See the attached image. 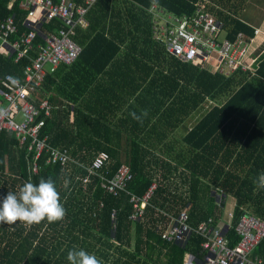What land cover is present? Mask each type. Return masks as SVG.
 <instances>
[{
    "label": "trees",
    "instance_id": "1",
    "mask_svg": "<svg viewBox=\"0 0 264 264\" xmlns=\"http://www.w3.org/2000/svg\"><path fill=\"white\" fill-rule=\"evenodd\" d=\"M19 1L0 0V21L14 16L21 35L27 31L22 25L26 11L18 7ZM196 2L96 0L88 9V26L77 29L74 38L82 48L77 60L59 65L43 82L41 95L56 92L60 97L50 96L53 109L42 133L51 146L63 147L85 166L106 152L108 161L98 174L111 177L126 164L132 180L126 192L114 196L101 188L98 177L90 176L84 185L81 179L87 173L78 165L46 164V154L33 172L32 153L12 132L0 131V201L25 182L51 178L66 209L64 219L53 223L44 220L29 227L20 221L0 222V264H69L67 252L73 248L94 253L103 264H182L186 252L200 257L203 238L194 231L183 245L163 241L171 219L150 201L140 219L130 220L131 195L142 197L154 183L157 190L170 191L171 200L187 212L191 228L222 215L224 199L216 203L212 191L234 200L227 237L242 212L264 220V188H257V177L264 173V59L253 73L238 70L225 75L179 61L151 36L145 11L151 3L181 15L193 14ZM203 3L221 21L228 39H235L238 32L247 39L255 35L256 28L237 17L245 0ZM59 26L54 20L44 23L42 30ZM42 43L37 35L34 45ZM14 59L0 55V76L23 78L30 61ZM86 94L102 99L82 101L90 106L83 110L75 103ZM113 108L120 112L115 114ZM192 114L198 117L190 125ZM129 129L138 137L125 144L111 141L125 133L130 136ZM64 180L70 181L67 189ZM254 255L264 260V240Z\"/></svg>",
    "mask_w": 264,
    "mask_h": 264
},
{
    "label": "built area",
    "instance_id": "2",
    "mask_svg": "<svg viewBox=\"0 0 264 264\" xmlns=\"http://www.w3.org/2000/svg\"><path fill=\"white\" fill-rule=\"evenodd\" d=\"M96 0H20L18 7L26 11L22 25L26 32L18 35L14 16L0 21V55L15 56L14 63L29 60L23 78L11 75L0 76V131L12 132L18 143L26 147L33 155V172H37V161L46 154L45 163L65 166L67 163L78 165L87 175L82 178L85 185L90 176L100 179L101 188L108 194L117 195L126 192L132 172L128 165L121 164L111 177L99 175L108 161L106 152H99L90 165H82L71 159L63 147L51 146L47 135L42 133L45 119L49 115V100L41 95L45 77L59 65L73 64L82 48L75 41L76 30L85 29L88 22L85 15ZM204 1L195 3L193 14L176 15L165 11L157 4L151 3L145 10L150 16L152 38L162 42L167 52L181 62H190L202 67L213 66V71L225 75L235 71L255 72L253 64L257 58L254 54L255 35L247 39L238 32L235 39H228L223 32L222 23L212 13L205 10ZM59 21L58 29L43 32L42 25ZM17 36L11 41L12 36ZM40 35L43 43L34 45ZM34 53L32 56L30 53ZM257 65V63H256ZM257 69V68H256ZM158 186L151 184L142 197L131 195L133 205L131 221L143 216L146 204L149 203ZM85 189V186H84ZM218 191V204L223 199ZM102 207V205H101ZM232 212L226 218H208L195 228L188 225V214L185 210L171 221L163 230V241L186 244L187 238L194 231L203 238L200 244V257L186 252L182 264H264L259 256H252L254 249L264 240V220L254 214L242 212L233 226L229 238ZM111 222L115 229V212L111 213Z\"/></svg>",
    "mask_w": 264,
    "mask_h": 264
},
{
    "label": "clouds",
    "instance_id": "3",
    "mask_svg": "<svg viewBox=\"0 0 264 264\" xmlns=\"http://www.w3.org/2000/svg\"><path fill=\"white\" fill-rule=\"evenodd\" d=\"M147 9V8H146ZM70 181L64 180L63 187L68 188ZM257 188H264V173L257 177ZM66 209L61 203L60 192L53 179L41 178L38 183L25 182L18 192H7L0 201V222L14 224L17 221L26 226L61 221ZM69 264H103L94 253L73 248L67 252Z\"/></svg>",
    "mask_w": 264,
    "mask_h": 264
},
{
    "label": "crops",
    "instance_id": "4",
    "mask_svg": "<svg viewBox=\"0 0 264 264\" xmlns=\"http://www.w3.org/2000/svg\"><path fill=\"white\" fill-rule=\"evenodd\" d=\"M237 17L242 21V22H245L247 23L249 26L253 27V28H258L260 30L259 34H257L255 36V40H254V53L258 56V63L256 66L259 65V63L264 59V0H245V3H243L238 11V15ZM225 34L224 30L223 32L221 33V35L223 36ZM126 58L128 60H131L130 58V54L126 56ZM166 63V62H165ZM164 63V64H165ZM163 64V65H164ZM166 65V64H165ZM141 68V66H140ZM167 69L165 68V71ZM164 71V72H165ZM100 77V76H99ZM107 79L106 77H103L102 80H105ZM51 95H54L56 97H60L58 95V93L56 92H49L47 94H45V96L48 98H50ZM122 95V94H121ZM120 95V96H121ZM124 95H127L126 93ZM92 96H97V95H90V94H86L84 97H80L79 100L76 101L75 104H77V106H80L83 110H88L87 107L90 108V106L88 104H82L81 102L85 100V102L89 103L90 102H99L98 99L100 98H95V97H92ZM128 96V95H127ZM107 99H110V97H106ZM102 99V98H101ZM103 103L106 104V106L108 105L106 103V101L102 100ZM124 100H123V97L120 98L119 102L122 103ZM72 104V103H71ZM49 105H50V112H49V115L51 114V111L53 109V107L51 106V103L49 102ZM73 107L74 105L72 104L71 106V112H70V120H72V111H73ZM105 107V106H103ZM106 108H104L105 110ZM114 110V113L115 114H118L120 112V110H117V108H113ZM108 112V111H107ZM141 112L143 113V109L141 110ZM112 113L111 111H109L107 114H110ZM193 116H191V123L190 125L194 122V120L198 117V114H192ZM121 128H126L125 130H127V127L125 126H120ZM130 131V136L127 135V133H125L124 135H121V136H114L111 139V141H116V142H119L121 144H125V143H128L129 142V138L130 140L133 138H137V136L133 137L134 136V129H129ZM118 139V140H117ZM212 195L214 196V200L216 201V203L218 202V199H217V192H213L212 191ZM171 194H170V191L165 189V188H159L157 190V192L155 193L154 196H152L151 200H150V205L152 206H155L157 209H159L161 212H163L164 214H166L168 217L170 218H175L179 213L180 211L184 210L182 208V206L176 202H173L171 200ZM223 196V199H224V207H223V210H222V215L219 217L220 218H226V214L228 211H231L232 212V208L234 206V200L232 197L230 196H227V197H224ZM218 219V220H219ZM184 258V256H183ZM183 262V261H182Z\"/></svg>",
    "mask_w": 264,
    "mask_h": 264
},
{
    "label": "rangeland",
    "instance_id": "5",
    "mask_svg": "<svg viewBox=\"0 0 264 264\" xmlns=\"http://www.w3.org/2000/svg\"><path fill=\"white\" fill-rule=\"evenodd\" d=\"M258 56H259V55H258ZM258 56H257V58H256V60H255V62H254V64H253V70H254V71H255L256 68H257L256 63H258ZM202 67H203V68H207V69H211V70H213V69H212L213 66H206V64L202 65Z\"/></svg>",
    "mask_w": 264,
    "mask_h": 264
}]
</instances>
